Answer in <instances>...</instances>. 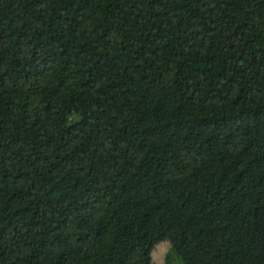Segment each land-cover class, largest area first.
I'll list each match as a JSON object with an SVG mask.
<instances>
[{"label": "trees", "instance_id": "obj_1", "mask_svg": "<svg viewBox=\"0 0 264 264\" xmlns=\"http://www.w3.org/2000/svg\"><path fill=\"white\" fill-rule=\"evenodd\" d=\"M264 264V0H0V264Z\"/></svg>", "mask_w": 264, "mask_h": 264}, {"label": "rangeland", "instance_id": "obj_2", "mask_svg": "<svg viewBox=\"0 0 264 264\" xmlns=\"http://www.w3.org/2000/svg\"><path fill=\"white\" fill-rule=\"evenodd\" d=\"M169 248L170 245L167 242L158 244L153 251V264H166Z\"/></svg>", "mask_w": 264, "mask_h": 264}]
</instances>
